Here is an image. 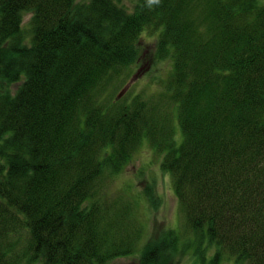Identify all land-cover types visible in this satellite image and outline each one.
Here are the masks:
<instances>
[{"label":"trees","instance_id":"16d2710c","mask_svg":"<svg viewBox=\"0 0 264 264\" xmlns=\"http://www.w3.org/2000/svg\"><path fill=\"white\" fill-rule=\"evenodd\" d=\"M168 61L155 102L118 99ZM142 146L185 251L264 264V0H0V264L175 263L179 229L141 246L136 204L101 196Z\"/></svg>","mask_w":264,"mask_h":264},{"label":"rangeland","instance_id":"374dc122","mask_svg":"<svg viewBox=\"0 0 264 264\" xmlns=\"http://www.w3.org/2000/svg\"><path fill=\"white\" fill-rule=\"evenodd\" d=\"M134 1L121 0L123 5H126L128 8L133 7ZM30 18L31 14L25 15V25ZM142 39L147 42L153 40L147 34H143ZM169 71H171L170 61L152 65L150 70L148 65H143L140 75L134 74L125 85V88L127 87L125 93L119 96L118 99L126 97L125 99L129 101L136 95H142L155 102L156 99L154 98L162 92L163 86L168 79ZM134 72H136L135 69ZM123 89L124 85L117 87L113 83L105 93L106 99L113 101ZM129 90L130 93L128 94ZM159 169L158 156L149 146H144L139 151L137 157L134 158V161L124 169L125 171L107 184L103 192H101V196H104L108 203L121 200L132 203L134 208V203L136 204V214H134V217L136 216L145 227L141 246L147 241L151 242L156 239L160 235L162 227L177 228L181 232V237L176 262L172 264H202L199 254H197L198 243L194 242L189 251H185L188 239L193 240L196 238L190 232H187L188 229L185 226L183 215L174 193L172 177L169 174L168 176L165 172L162 173ZM205 243L207 245V240H205ZM211 252L214 253L213 250ZM139 255L140 251L134 258L127 259L125 262L137 260ZM208 255H206L207 259ZM205 264H208L207 261Z\"/></svg>","mask_w":264,"mask_h":264}]
</instances>
